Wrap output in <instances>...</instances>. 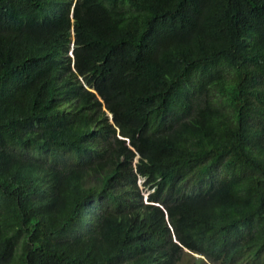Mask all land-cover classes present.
Segmentation results:
<instances>
[{
  "label": "trees",
  "instance_id": "16d2710c",
  "mask_svg": "<svg viewBox=\"0 0 264 264\" xmlns=\"http://www.w3.org/2000/svg\"><path fill=\"white\" fill-rule=\"evenodd\" d=\"M184 252L264 264V0H0V264Z\"/></svg>",
  "mask_w": 264,
  "mask_h": 264
},
{
  "label": "rangeland",
  "instance_id": "374dc122",
  "mask_svg": "<svg viewBox=\"0 0 264 264\" xmlns=\"http://www.w3.org/2000/svg\"><path fill=\"white\" fill-rule=\"evenodd\" d=\"M140 181V180H139ZM142 187V186H140ZM146 194V191L144 192ZM203 257V258H200ZM208 260L201 256L199 253L194 252H184L180 258L179 261H177L175 264H206Z\"/></svg>",
  "mask_w": 264,
  "mask_h": 264
},
{
  "label": "water",
  "instance_id": "95a60500",
  "mask_svg": "<svg viewBox=\"0 0 264 264\" xmlns=\"http://www.w3.org/2000/svg\"><path fill=\"white\" fill-rule=\"evenodd\" d=\"M195 253V252H194Z\"/></svg>",
  "mask_w": 264,
  "mask_h": 264
}]
</instances>
